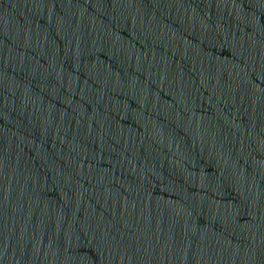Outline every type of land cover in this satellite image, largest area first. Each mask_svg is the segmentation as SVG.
I'll use <instances>...</instances> for the list:
<instances>
[{"label":"water","instance_id":"95a60500","mask_svg":"<svg viewBox=\"0 0 264 264\" xmlns=\"http://www.w3.org/2000/svg\"><path fill=\"white\" fill-rule=\"evenodd\" d=\"M0 264H264V0H0Z\"/></svg>","mask_w":264,"mask_h":264}]
</instances>
